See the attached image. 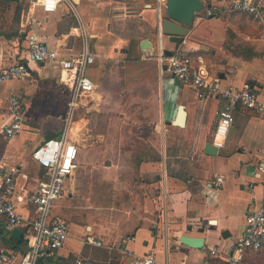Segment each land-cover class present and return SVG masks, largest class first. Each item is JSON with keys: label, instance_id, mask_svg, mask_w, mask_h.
<instances>
[{"label": "crops", "instance_id": "crops-1", "mask_svg": "<svg viewBox=\"0 0 264 264\" xmlns=\"http://www.w3.org/2000/svg\"><path fill=\"white\" fill-rule=\"evenodd\" d=\"M72 1L91 35L95 61L87 76L97 86L82 96L77 110L88 113L86 127L89 121L103 122L107 115L116 113V120L109 116L106 121L116 124L105 127L136 133L142 141L159 133L160 158L148 160L147 153L136 167L142 182L157 180L159 184L149 189L154 201L152 222L138 220L131 233L116 234L110 242L104 240V246L85 244L83 236L78 241L70 234L61 249L41 257V264H74L79 256L93 261L91 257L101 248L112 260L106 264H128L130 258L149 252L155 253V264H227L233 244L244 232L246 216L264 205V109L237 107L225 146L216 154H207L205 145L211 142L217 110L223 102L218 98L200 100L195 88L175 84L157 54L162 40L164 50L201 55L212 77L223 86L249 84L264 102V0H254L262 10L259 19L231 8L223 0H202L211 7L205 6L196 16L182 43L160 36L164 0ZM207 8L212 11L209 16ZM0 12V67L25 60L26 32L35 33L50 50L60 54L80 48L78 21L65 2L48 9L36 0H7L0 2ZM27 15L35 21L22 31L20 24ZM144 39L152 43L154 52L141 48ZM28 65L30 76L0 81V166L15 169L18 211L32 218L33 207L27 197L45 173L32 154L46 139L61 135L69 93L59 83L60 70L52 63L29 61ZM116 87L121 89L120 94H115ZM13 96L22 102L24 120L21 131L8 136L5 128L12 120ZM181 104L186 111L184 126L169 124L177 118ZM73 123L70 135L79 148V168L66 188L74 183L87 159L80 156ZM168 137L183 142L184 163L177 155L170 156ZM88 139L94 144L101 137ZM116 141L121 144L123 138ZM132 154L138 157V152ZM217 176L224 177L218 188L214 186ZM56 208L54 214L58 215ZM182 235L203 237L204 246L184 244ZM127 237L131 239L124 242ZM213 247L218 250L215 255L211 253ZM256 258L257 264H264V252Z\"/></svg>", "mask_w": 264, "mask_h": 264}, {"label": "built area", "instance_id": "built-area-1", "mask_svg": "<svg viewBox=\"0 0 264 264\" xmlns=\"http://www.w3.org/2000/svg\"><path fill=\"white\" fill-rule=\"evenodd\" d=\"M58 2H65L78 21L80 48L76 52L60 54L49 49L48 45L39 39L35 33L26 32L28 42L24 61L15 62L6 67H0V81L24 79L31 74L29 61L53 64L59 68V83L69 93L67 117L59 137L48 138L33 151V158L44 168V176L37 180L35 188L27 197V202L33 207V217L20 214L15 201L16 181L15 169L0 166V224L9 232L18 227L22 230L21 238L26 248H13L0 239V264H40V259L49 251H58L67 242L70 231L65 219L54 215L57 200L63 197L67 182L72 179L79 168V148L70 135L73 116L80 105L83 95L97 88L87 76L88 68L95 61V53L91 48V35L88 33L76 6L72 0H36L45 8H54ZM236 10L246 11L255 18H262V10L254 0H223ZM212 14L206 9V16ZM35 19L32 15L23 16L22 31L31 26ZM165 72L175 74L185 86L195 88L198 99L208 97L218 98L223 104L217 110V122L212 134L211 144L217 149L225 146L230 129L235 122L237 107L245 110H263L264 102L260 100L256 89L249 84L242 87L234 85L223 86L219 79L212 77L206 61L201 55L190 51L176 49L170 56L166 55L162 43L157 54ZM12 120L5 128L8 136H14L21 131L23 125V108L20 98H11ZM223 176H217L215 187H220ZM131 239L124 238L123 241ZM83 243L104 246V239L92 233L83 236ZM264 249V205H259L246 216L243 234L235 241L227 258V264H245V255ZM216 247L211 249L217 254ZM154 252L144 256L130 258L128 264H155ZM74 264H94L92 260L77 257Z\"/></svg>", "mask_w": 264, "mask_h": 264}, {"label": "rangeland", "instance_id": "rangeland-1", "mask_svg": "<svg viewBox=\"0 0 264 264\" xmlns=\"http://www.w3.org/2000/svg\"><path fill=\"white\" fill-rule=\"evenodd\" d=\"M114 91L120 94L121 89L116 87ZM87 115L84 110H77L72 129L80 146V156L83 159L86 155L87 159L81 164L74 183L65 189L62 200L57 202L56 212L70 224V234L78 241L92 232L104 238L105 242H110L116 234L131 233L138 220L144 219L149 223L154 219L152 191L146 190L149 180L142 182L136 167L150 149L156 148L161 154L162 145L157 148L152 143L142 141L136 133L105 127L116 124L106 122L110 120L109 116L116 120V113L107 115V120L103 122L89 121V127H86ZM89 116L92 117V113ZM102 134L104 136H100ZM91 137L101 139L90 144L92 139L90 141L88 138ZM122 138L121 144L116 141ZM132 152H138V159L133 157ZM106 160H109L108 164ZM75 224L81 225L82 229ZM107 254L101 248L91 258L94 262L106 264L112 261L108 260ZM256 259L252 264H257Z\"/></svg>", "mask_w": 264, "mask_h": 264}, {"label": "water", "instance_id": "water-1", "mask_svg": "<svg viewBox=\"0 0 264 264\" xmlns=\"http://www.w3.org/2000/svg\"><path fill=\"white\" fill-rule=\"evenodd\" d=\"M164 2L165 15L160 19L159 33L160 36H168L169 41L173 43H182L185 40V37L188 35L190 27L193 25L196 16L204 10L205 6L211 7L210 4L205 5L202 0H164ZM141 48L146 52L155 51L152 47V43L148 39L141 41ZM164 52L168 56L172 54V51L168 49H165ZM172 77L175 80V84L181 87L184 86L175 74H172ZM185 120V105L181 104L178 107L177 118L172 122L169 121L168 123L184 126ZM205 152L207 154H216L218 149L213 144L207 143L205 145ZM108 163L109 160L107 161V164ZM189 229H191V227H189ZM10 233L15 239H20L22 230L18 227H15L10 231ZM180 241L192 247L200 248L204 246V238L199 236L182 235L180 237Z\"/></svg>", "mask_w": 264, "mask_h": 264}, {"label": "trees", "instance_id": "trees-1", "mask_svg": "<svg viewBox=\"0 0 264 264\" xmlns=\"http://www.w3.org/2000/svg\"><path fill=\"white\" fill-rule=\"evenodd\" d=\"M5 1L7 2V0H0V2H4V3H5ZM208 98H213V97H208ZM204 99H207V98H204ZM200 100H202V99H200ZM169 139H170V142H169ZM146 142H147V144L152 143L155 146H157V148H159L161 146V136L159 133L154 132L150 135V137H148ZM167 142L170 145L169 149L172 150V153H170V156L171 155H177V158L179 159L180 163H184V160L181 157V154L185 150V146L183 145V142L178 140L177 138L175 139V138H171V137H168ZM151 151H156V152H151ZM178 155H180V157H178ZM159 158H160V154H159L158 150H156V148L154 150L150 149L148 151V160H158ZM158 184H159V181H157V180L156 181H148V184H147L148 187H146V189L149 190L152 187L157 186ZM56 207H57V201L55 203L54 210ZM54 215L59 216V214L58 215L54 214ZM7 235H8V237H7ZM0 239L6 245L11 246L13 248H18L20 246L22 247L23 250L26 248L24 239L20 238L17 240L15 238H13L12 236H10L9 232L7 230H5V228L3 227L2 224H0ZM262 252H264V249L260 250L258 252H255V253H247L245 255L244 263L245 264H252L254 259L259 255V253H262ZM40 264H41V261H40Z\"/></svg>", "mask_w": 264, "mask_h": 264}]
</instances>
